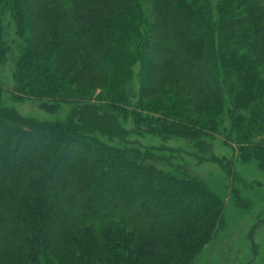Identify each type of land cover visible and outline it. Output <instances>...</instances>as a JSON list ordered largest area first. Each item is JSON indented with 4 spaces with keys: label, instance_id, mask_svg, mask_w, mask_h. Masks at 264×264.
<instances>
[{
    "label": "trees",
    "instance_id": "1",
    "mask_svg": "<svg viewBox=\"0 0 264 264\" xmlns=\"http://www.w3.org/2000/svg\"><path fill=\"white\" fill-rule=\"evenodd\" d=\"M4 12L24 42L14 73L19 97L81 95L88 90L79 82L90 79L106 85L103 109L134 108L139 122L145 121L139 111H146L149 123L157 120L199 144L218 133L216 116L226 103L219 94L234 85L240 152L246 154L250 135L264 131V0H0V63L7 54ZM136 61L144 78L132 103L125 87ZM8 112L0 107V128L47 141L62 137V148L81 141L99 154L78 153L61 165L59 148H37L36 160L49 174L34 165L4 166L0 264H190L222 220L223 200L157 171L148 163L150 151L118 149L90 136L117 137L115 122L92 106L68 120L81 121L84 132L71 122L40 126ZM168 118L171 126L163 123ZM58 171L63 178L50 184ZM137 176L148 184H134ZM160 181L166 184L158 188ZM106 184L121 192L105 191ZM144 200L153 205L133 208Z\"/></svg>",
    "mask_w": 264,
    "mask_h": 264
},
{
    "label": "rangeland",
    "instance_id": "2",
    "mask_svg": "<svg viewBox=\"0 0 264 264\" xmlns=\"http://www.w3.org/2000/svg\"><path fill=\"white\" fill-rule=\"evenodd\" d=\"M1 19L4 25L7 54L5 60L0 63V107L8 110L12 118L16 117L18 120L31 124L42 126L57 122H71L84 132V125L81 121L74 118H70L72 121L68 120L74 113L81 111L85 105L92 106L97 114L109 118L108 120H111L113 125L115 122L117 137L111 138L100 132L97 134L95 133L97 131L90 136L94 135L102 143L114 148L124 150L126 148L137 150L138 148L143 154L150 151L147 156L148 163L152 164L157 171L166 174L170 179H188L205 187L224 201L222 222L220 221L213 229L210 240L190 264H264V152L258 150L261 148L264 151V131L258 135L255 133L250 135L249 147L245 145L246 154L243 155L240 152L241 145L235 141L238 130L232 126L234 115L237 113H232L233 110H231L236 89L234 85L229 91L219 94L225 97L226 103L223 110L216 116L217 119H222L218 133L214 136L201 137L199 144L171 134L172 130H166L157 120L149 123L146 119H150L151 115L146 111H139L145 117L144 122H139L136 118L137 113L132 110L134 108H125L128 111L127 114L118 108L103 109V103L106 102L103 96L107 91L106 85L102 87V83L90 82V79L80 81L79 85L88 92L91 91L92 95H86L88 92L79 95L70 90L60 92L61 97H57V94L55 96L51 94L44 99L31 98L28 95L19 97L14 92V73L22 54L23 37L16 33L15 23L10 14L4 12ZM141 70V62L136 61L133 66L132 79L125 87L132 103L138 98L140 81L144 78ZM99 93L101 95L98 96ZM84 96L86 99H82ZM261 101L255 99V104ZM247 112L248 110H245L241 114L246 116ZM250 114L254 115L253 112ZM8 116L5 114L4 117L8 118ZM158 116L155 115L154 119H158ZM170 121L171 119L168 118L163 123L171 126ZM156 127L161 128L159 132L153 133L152 128ZM58 139L59 141L56 138L52 139L53 141H47L44 138H33L23 133H13L0 128V173L4 170V166H10L13 162V165L20 169H23L25 164L28 168L34 165L39 167L38 170L42 173L49 174V171L45 169L49 167H44L36 160L34 150L37 148L44 149L46 152L59 148L62 155L61 165L66 164V161L78 153L91 156L99 154L97 148L91 145L83 146V142L77 140L68 142L62 148L63 139L62 137ZM16 141L19 142L18 148L14 147ZM6 168L7 171L9 167ZM127 173L128 171L123 175L125 178L128 176ZM61 175L60 171L50 174V177L56 179L50 181V184L55 185V182L63 178ZM43 179L45 180V177ZM133 183L148 184L146 180H141L138 176L135 177ZM164 184H166L164 181H160L158 188ZM105 186V191L114 189L121 192L118 184L108 186L106 184ZM94 198L97 199V196ZM188 201L190 202L187 200L186 203H189ZM148 205L153 204L144 200L132 206L135 208ZM192 238L197 239L198 237Z\"/></svg>",
    "mask_w": 264,
    "mask_h": 264
}]
</instances>
